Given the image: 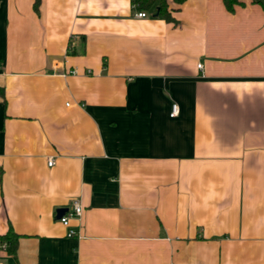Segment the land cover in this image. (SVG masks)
Returning a JSON list of instances; mask_svg holds the SVG:
<instances>
[{"label":"crops","instance_id":"1","mask_svg":"<svg viewBox=\"0 0 264 264\" xmlns=\"http://www.w3.org/2000/svg\"><path fill=\"white\" fill-rule=\"evenodd\" d=\"M171 7L0 0V264H264V9Z\"/></svg>","mask_w":264,"mask_h":264},{"label":"trees","instance_id":"2","mask_svg":"<svg viewBox=\"0 0 264 264\" xmlns=\"http://www.w3.org/2000/svg\"><path fill=\"white\" fill-rule=\"evenodd\" d=\"M177 6H180L185 0H172ZM252 3L260 4L264 9V0H250ZM227 10L234 11L238 5L244 6L246 0H223ZM132 5L138 10H153L157 15L164 16L168 20H172L170 8V0H132ZM177 8V7H176ZM19 235L12 227L5 234L0 235V244L7 243V251L15 253L18 246Z\"/></svg>","mask_w":264,"mask_h":264},{"label":"built area","instance_id":"3","mask_svg":"<svg viewBox=\"0 0 264 264\" xmlns=\"http://www.w3.org/2000/svg\"><path fill=\"white\" fill-rule=\"evenodd\" d=\"M147 15H148V13L145 10H140L136 13L137 17H146ZM198 67L203 68V64L199 63ZM71 72L75 73L76 70H72ZM178 114H179V105L177 102H173L170 115L172 117H175ZM54 162H55L54 158H50L48 161L49 165H52ZM67 208H68V210L61 216L60 221L64 226H66L68 228L67 235L68 236H75L78 233V231L75 227L71 226V219L73 217H81L84 213V206H83L81 200L76 198L71 202L70 206ZM1 246L3 248H6L7 243L3 242V243H1Z\"/></svg>","mask_w":264,"mask_h":264},{"label":"water","instance_id":"4","mask_svg":"<svg viewBox=\"0 0 264 264\" xmlns=\"http://www.w3.org/2000/svg\"><path fill=\"white\" fill-rule=\"evenodd\" d=\"M68 210L67 207H62L57 210L58 216L61 218V216Z\"/></svg>","mask_w":264,"mask_h":264}]
</instances>
